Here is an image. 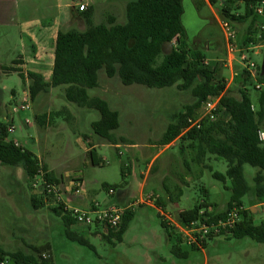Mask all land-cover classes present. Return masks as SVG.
I'll use <instances>...</instances> for the list:
<instances>
[{"label": "rangeland", "instance_id": "1", "mask_svg": "<svg viewBox=\"0 0 264 264\" xmlns=\"http://www.w3.org/2000/svg\"><path fill=\"white\" fill-rule=\"evenodd\" d=\"M57 1L46 0L44 10L34 11L32 16H48L66 23L59 29L62 32L69 29L83 31L85 24L82 21L71 20V8L76 6V0H62L60 5ZM129 1L132 0H125L124 4ZM226 1L216 0L211 9L202 7L197 11L192 0H182L181 22L186 42L190 47L203 52L208 42L213 45V56L205 55V61L210 67L216 65L219 77L228 79L225 80L226 89L235 98H238V91L242 88L241 73L247 68L254 72L256 77H252L246 87L252 100V110L257 111L256 102L264 88L256 81L264 62V13L256 17V34L251 37L252 43L245 44L246 30L251 19L242 24L224 20L219 10ZM232 1L231 7L236 9V13L243 14V3ZM86 2L94 10L91 18L93 26L104 24L108 16H113L117 24L125 23L122 5L116 3L108 11V0ZM80 5L82 4L79 3L77 7ZM19 14L18 25L10 26L8 35L0 36V124L7 128L14 126L9 140L17 143L19 148L32 152L47 170L54 171L57 176L62 175L64 184L60 186V202L53 195L43 201V208L34 210L31 207V197L41 196L38 189L40 177L34 186L33 182L25 180L20 168L0 166V248L7 252L19 251L29 255L32 252L26 246L39 247L48 243L50 252L44 253V256L50 255L52 264H264V245L249 238L235 240L218 237L208 241L202 250H191L182 243L179 250L186 255L184 258L174 257L170 253L171 247L175 245V238L169 239L161 227L158 198L164 202L162 213L171 219L169 224L174 228L175 224L180 225L178 211L191 210L201 202H207L214 213H219L225 209L231 197L230 181L226 179L220 182L212 178L214 173L225 174L227 163L224 160L206 156L201 164L196 163L195 152L189 141L177 140L164 150L158 144L174 116L193 103L190 92H180L175 87L161 90L136 85L125 87L117 78L108 79L103 70L99 71L98 88L88 90L87 95L106 101L111 110L118 112L119 128L113 132L116 145L101 140L92 133L90 125L99 120L98 113L66 102L64 87L39 95L31 103L29 110L20 111L21 98L29 82L24 84L17 74L1 70V67H10L14 60L23 62L22 57L32 55L28 49V26L23 24L26 21L24 18L31 14L28 10L21 9ZM223 22L229 23L235 33V51L229 69L224 67V62L219 61L222 58L225 60L227 54L224 31L221 28ZM40 29L51 31L46 25L43 28L37 27L34 33L37 38ZM46 46L42 59L48 63L51 61V44L48 42ZM175 46V42L166 44L162 55L168 54ZM241 56L246 57L245 62H242ZM250 64L254 68L251 69ZM44 74L48 81L47 73ZM257 84L263 87L258 90ZM62 109L69 116L63 114L44 127L38 126L34 121L35 115H48ZM25 121H28V126L24 124ZM263 126L264 120L262 129ZM262 132L264 133L263 130ZM91 150L95 152L98 166L91 164ZM156 155L147 176L148 164ZM257 172V169L243 166V176L250 189L243 198V209L255 226L263 220L261 214L264 210V204L257 203L253 192V178ZM72 179H79L81 186L71 188L69 184ZM104 186L114 189V194L109 195L103 189ZM67 187L71 190L64 194ZM75 188L80 189L77 197L71 194ZM126 189V202L116 205L132 206L134 214L121 242L106 238V232L99 227L73 225L70 230L83 235L88 242V246H81L65 237L61 219L51 211L56 206H68L70 210H88L92 204L103 207ZM252 208L259 209L258 215L251 214ZM62 214L64 215L63 212ZM172 231L177 234V230ZM4 264L12 262L7 259Z\"/></svg>", "mask_w": 264, "mask_h": 264}, {"label": "trees", "instance_id": "2", "mask_svg": "<svg viewBox=\"0 0 264 264\" xmlns=\"http://www.w3.org/2000/svg\"><path fill=\"white\" fill-rule=\"evenodd\" d=\"M192 1L197 11L204 7V0ZM237 1H241L244 5L243 14H237L236 9L231 7L232 0H227L219 13L224 20L238 24L251 19L245 41V44H250L252 35L256 34L254 29L256 9L262 1ZM207 2L211 6L216 3L215 0H207ZM93 13L92 7L82 12L78 9L72 10L71 20L82 21L85 29L83 31L69 29L57 33L52 71L48 81L39 74L24 73L20 68L22 62L19 60H14L10 67H1V70L17 74L24 84L26 81L29 82L27 89L31 103L35 102L39 95L46 94L51 89L64 87L63 96L66 102L98 113L99 120L90 125L92 133L114 145L116 141L113 132L119 128L118 112L111 110L106 101L98 97L90 98L87 95L88 90L98 88L99 71L103 70L108 79L117 78L125 87L136 85L156 90L175 87L180 92L189 91L193 103L185 106L182 112L174 116L158 144L160 147H166L177 140L189 141L195 152L196 163L201 164L206 156L224 160L227 163L225 174L214 173L212 178L220 182L229 180L231 197L225 209L219 213H214L211 210L212 206L207 202H201L191 210L181 211L177 215L178 223L185 226L191 222H199L209 226L223 219L233 206L243 209V198L250 190L243 176L245 165L258 170L253 178V192L257 203L263 205L264 141L260 142L257 134L258 131H264L261 127L264 120V88L260 91L256 102L257 111L252 110V100L246 87L251 79L247 71L241 73L242 88L238 91V98L228 93L225 80L219 77L216 65L208 66L204 52L190 47L186 42L185 30L181 22L182 0L129 1L124 9V24H117L113 16H108L104 24L93 26L91 23ZM174 38H176V46L168 54L162 55L163 47L170 44ZM160 55L162 59L158 62ZM256 81L264 86V74L258 72ZM11 95L13 96V92ZM213 97H219L215 120L202 122L199 129L188 128L187 120L195 118L196 111L208 98ZM63 114L68 115L65 109L48 115H35L34 121L38 126L44 127ZM7 129L5 125L0 124V166L9 169L20 168L25 180L33 182L34 186L40 177L38 189L41 196L31 197V207L34 210L43 208V201L53 196L52 193H48L46 187L62 186L63 176H57L54 171L47 170L32 152L16 146L14 141L9 140ZM89 158L93 166L99 165L93 150L89 151ZM72 180L81 182L79 179ZM103 189L109 191L106 186ZM118 197L119 195L113 203L119 202ZM157 204L159 207V203ZM51 211L61 219L68 240L81 246H88L83 235L70 230L76 223L69 211L62 206H56ZM133 214V210L126 211L122 215L119 228L107 231L106 238H114L117 242H121ZM261 215L263 220L255 226L243 209L239 214V221L228 235L225 233L213 235L210 232L199 246L188 247L191 250H202L205 249L208 241L218 237L235 240L249 238L264 245V210ZM159 217L167 237L175 238V245L170 250L171 255L184 258L186 255L179 250V245L183 243L180 235L175 234L172 231L175 228L164 218ZM26 247L32 254L25 255L19 251L7 252L0 248V264H4L7 259L12 264H52L50 255L44 256V253L50 252L48 243L39 247L32 245Z\"/></svg>", "mask_w": 264, "mask_h": 264}, {"label": "built area", "instance_id": "3", "mask_svg": "<svg viewBox=\"0 0 264 264\" xmlns=\"http://www.w3.org/2000/svg\"><path fill=\"white\" fill-rule=\"evenodd\" d=\"M87 8L84 5H80L78 10L80 12L85 11ZM264 13V1L260 3V5L256 9V14L258 16H262ZM221 28L224 31V37L226 41V51L229 56L232 57L233 52L235 51V33L230 28L229 23L223 22L221 24ZM261 30L263 28H260ZM176 41V38L173 39L172 43ZM242 62L246 61L245 56H241L240 58ZM249 67L252 69L254 68L253 64H250ZM249 73L250 77L255 78L256 75L254 72H251L250 69H246ZM263 87L260 84L256 85V89L260 90ZM31 101L29 96V91L23 92V96L21 98V105L19 107L20 111H27L30 109ZM219 107V97L208 98L200 107L198 111L195 113V118L188 119V128H196L199 129L201 127L202 122L204 121H214L216 117V113ZM17 110V109H16ZM18 111V110H17ZM15 111V113H17ZM25 125H29L28 121L24 122ZM9 134L14 132V126H10L7 129ZM258 140L260 142L264 141V133L262 131H258ZM16 146L17 143H15ZM72 188L73 186H81V183L78 181L72 180V183L69 184ZM70 187H67L64 194L70 192ZM48 193H52L58 202L61 201V187L55 186H47ZM72 196L77 197L80 194V189H74L71 193ZM109 195H113L114 191L109 189ZM142 204V203H139ZM67 208V209H66ZM65 209L71 213L72 219L75 221L76 225L83 226L85 228L89 227H99L103 231H111L117 230L121 224L122 215L128 211L132 210V206L128 205L127 207H119L115 204L105 205L103 207L99 206L98 204H92L88 210H79V209H69L68 206ZM242 208H238L233 206L226 216L223 219L218 220L216 223L211 224L209 226L205 224H201L199 222H191L187 225H176L175 230H177V234L180 235L183 244L186 246H199L201 241L206 240L208 234L210 232L213 235H218L219 233H225V235L229 234V231L232 230L235 224L239 221V214L242 211ZM210 211V210H209Z\"/></svg>", "mask_w": 264, "mask_h": 264}, {"label": "crops", "instance_id": "4", "mask_svg": "<svg viewBox=\"0 0 264 264\" xmlns=\"http://www.w3.org/2000/svg\"><path fill=\"white\" fill-rule=\"evenodd\" d=\"M58 1H57L58 5H60L59 3H62V0H58ZM45 2H46V0H0V36L8 35L9 33L7 30H9L10 26L18 25V23H19L18 20L20 19V14H19L20 9L22 11L28 10V12H30L31 16H26V18H24V20H26V21L23 24L25 26H28V28L26 29L28 31V34H29V37H28L29 39L27 40L29 43L28 49L32 55L31 56L26 55V56L22 57L23 62H22V65L20 66V68L23 70L24 73L33 72V73L39 74L46 81V79H45L46 77H45L44 73H47V76H48L47 80H49V78L51 76L52 64H53V49H54V43H55L56 35L59 32L60 27L64 26V24L66 25V23H61L60 21L55 20L52 17H48V16L47 17L42 16V18L32 16V13H34V11H43L44 10L43 6L46 4ZM79 3L84 5L86 8L90 7L87 4L86 0H76V6H72L71 9L72 10L78 9L77 5ZM116 3L122 5V7H124V9H125V5H126V4H124L125 0H108L106 9L108 11L112 10L114 8V6L116 5ZM204 3H205L204 7H208L210 9L212 8L211 5L207 2V0H204ZM44 25L49 27L51 29V31H47L46 29H42V30L40 29L39 30V36L37 38L34 34L36 32V28L37 27L43 28ZM48 42L51 44L52 54H51V61L50 62L48 61V63H45L44 60L42 59V52H44L46 50V47H47L46 43H48ZM211 46H213V45L210 44V42H208L207 48L204 52L205 55L208 54L207 56H213V51H212L213 48H211ZM225 58L227 60L226 59L224 60V58H222L219 61L224 62L225 63L224 67L226 69H229L232 66L233 57L226 54ZM225 80L228 81V79H225ZM230 80H232V79L230 78ZM175 142L171 143L169 146L164 147L163 150L169 148ZM91 149H93V148H91ZM156 158H157V155L154 156L152 158L151 162L148 164L147 172H146L147 176L149 175L151 166H152L153 162L156 160ZM118 195H119V197H118L119 202L118 203H125L127 196H128L127 189L120 191V194H118ZM158 199L160 202V206L157 207V209L159 210V216H162L164 219L167 220L166 221L167 223H170L171 219L166 218L165 215L162 213V211H163L162 207H164V202L161 201L160 198H158ZM109 204H115L116 205V203L115 202L113 203V201L108 203L107 205H109ZM179 212H181V211H178V213Z\"/></svg>", "mask_w": 264, "mask_h": 264}, {"label": "water", "instance_id": "5", "mask_svg": "<svg viewBox=\"0 0 264 264\" xmlns=\"http://www.w3.org/2000/svg\"><path fill=\"white\" fill-rule=\"evenodd\" d=\"M260 74L263 75L264 74V62L262 63L261 67H260ZM259 212V209L258 208H252L251 209V213L253 215H257Z\"/></svg>", "mask_w": 264, "mask_h": 264}]
</instances>
